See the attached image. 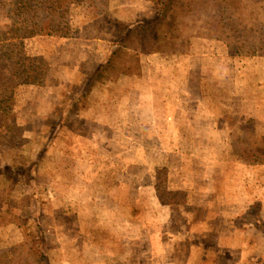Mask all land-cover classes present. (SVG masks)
<instances>
[{
	"label": "rangeland",
	"instance_id": "374dc122",
	"mask_svg": "<svg viewBox=\"0 0 264 264\" xmlns=\"http://www.w3.org/2000/svg\"><path fill=\"white\" fill-rule=\"evenodd\" d=\"M160 1L0 0V264H264V0Z\"/></svg>",
	"mask_w": 264,
	"mask_h": 264
},
{
	"label": "trees",
	"instance_id": "16d2710c",
	"mask_svg": "<svg viewBox=\"0 0 264 264\" xmlns=\"http://www.w3.org/2000/svg\"><path fill=\"white\" fill-rule=\"evenodd\" d=\"M173 1L174 0H166V1L161 0L157 5L155 18L151 19L150 21H148L146 23H142V24L138 25L135 29H132V30L128 31V33H125L124 37L121 39L122 41H120L121 46H117L118 48H116L111 53V57H112V55L115 56L119 47H122V48L127 47L126 41L134 33H136L138 43L140 45L142 53H148L149 54V53L159 52L160 51L159 47H157L155 49H147V47L149 48L152 45L155 46V45L160 44L161 38L157 34H158L159 30L161 29V27L163 25H165L166 21L170 17L169 12L172 9L170 4H172ZM171 24L175 25V19H172ZM152 33L155 35H152ZM149 41H150V43H149ZM108 63H110V60ZM103 70H104V68H103ZM101 71H102V68L99 69L98 73H100Z\"/></svg>",
	"mask_w": 264,
	"mask_h": 264
}]
</instances>
